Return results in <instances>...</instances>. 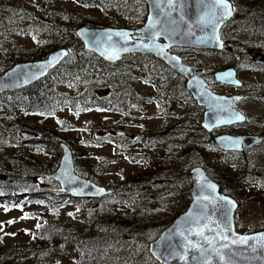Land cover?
<instances>
[{
	"label": "rangeland",
	"instance_id": "obj_1",
	"mask_svg": "<svg viewBox=\"0 0 264 264\" xmlns=\"http://www.w3.org/2000/svg\"><path fill=\"white\" fill-rule=\"evenodd\" d=\"M95 1L0 0V73L5 71L3 69L5 66L11 67L12 60L18 56L29 60L41 59L42 55L53 47L69 48L76 41L66 34L48 35L47 32L39 34L40 22L53 25L70 23L69 13L76 11L96 27L136 29L143 24L133 4L130 9L121 11V1H114L112 4L110 1L107 2L110 6H100L95 4ZM235 1L243 7L249 0ZM221 34L228 43L223 52L183 48L171 50L182 56L185 61L196 64L214 91L247 95L246 99L236 105L246 115L245 122L215 128L214 134L230 132L263 136L264 33L255 32L246 22L231 21L223 25ZM243 45L255 48L254 51L257 53L252 55L242 53L240 49ZM126 57L131 58L134 55ZM259 58H263V61H259ZM77 61L78 57L70 54L68 60L64 59L60 67L71 68ZM230 66L236 68L237 75L243 82L239 88L214 80L213 72ZM118 68L120 71H126L123 65ZM127 69L131 75L132 87L140 99L127 114L120 115L101 110L71 111L67 107L55 109L50 115L21 111L13 113L0 104V164L9 160L12 171H15L14 158L23 154L51 167L54 159L50 149L39 142L29 143L27 142L29 138L22 136L25 132L34 133V137H37L38 134L30 127L42 125L56 129L58 136L70 143L67 144L73 151L77 173L84 177L90 174L93 176L90 179L101 185L112 189L128 188L127 184L121 185L122 175L139 174L149 163V170L158 168L162 172L161 179L150 186L132 191L124 190L123 195L112 194L101 199L70 200L67 195L54 194L32 197L30 200L27 199L28 190L22 187L16 194L12 193L15 194L13 199L0 195V242L3 245L40 242L35 240L37 232L47 222L85 229L88 226V217L98 213L104 216L106 221L115 216L136 220L138 232L152 237L153 233H157L158 227L162 225L164 228L167 227L185 210L188 203H185L184 193L171 194L168 191L175 183L164 180L167 177L175 180L181 173L171 157L176 148L174 145L183 142L185 136L179 135L160 142L148 140L145 133L160 131L168 123L187 126L193 124L195 120L183 114L192 111L194 106L169 101L165 108L160 107L156 96L158 94L152 83L138 70ZM82 77L84 80L80 79L76 85H57L56 89L65 95H76L86 85L93 86L98 93L109 87V83L102 79L101 75L94 76L84 72ZM117 132H123V135ZM10 135L22 136L23 142L8 144ZM197 147L202 154L201 165L218 180L217 182L223 184L221 187L224 192L238 202L235 213L237 231L245 233L263 230L264 184L253 172L264 168V140L245 153H230L210 144ZM232 164L237 167L234 173L245 170L241 181L234 182L232 173H223L222 169ZM37 180L38 188L42 184H56L51 178L47 179L43 175L38 176ZM175 187L179 189L182 185L177 184ZM184 189L189 187L185 185ZM43 243L45 242L41 244ZM58 243L62 245L63 241L59 240ZM139 244L140 247L147 246L149 250V244L144 242ZM136 248L138 249V246ZM69 251L63 250L62 246L53 251L46 250L45 254L41 255L40 264H75L78 255L69 254ZM136 251H120L109 247L102 249L100 255L107 264H150L147 255L134 258ZM33 261L34 258H30L25 263Z\"/></svg>",
	"mask_w": 264,
	"mask_h": 264
},
{
	"label": "water",
	"instance_id": "obj_2",
	"mask_svg": "<svg viewBox=\"0 0 264 264\" xmlns=\"http://www.w3.org/2000/svg\"><path fill=\"white\" fill-rule=\"evenodd\" d=\"M144 1L147 14L140 27L130 29L83 25L75 30L76 37L86 50L107 63L114 64L128 55H150L172 68L185 79L186 89L203 109L200 126L207 132L245 122L246 115L236 107L243 98L242 94L214 91L195 65L185 62L171 50L177 47L223 50L227 42L221 29L234 16L232 1L226 0L228 10L218 0ZM115 33L128 35L117 36ZM68 53V48L61 46L50 51L45 58L15 63L0 73V94L22 89L42 79L50 70L60 66ZM229 73L230 76L227 75ZM213 77L216 82L233 87L239 88L243 84L236 68L232 66L215 71ZM237 115L243 119H237ZM117 134L123 135V132ZM22 136L33 138L35 134L23 132ZM263 138L258 134L223 133L213 135L211 143L224 151L242 152L244 148L263 141ZM59 145L61 153L58 165L49 174L56 184H42L40 188L43 191L60 192L75 199H98L113 193L112 188L78 174L71 147L63 141ZM3 180L21 185L37 182L35 177L15 173L4 175ZM188 180L190 201L185 210L149 243L151 256L160 264H264V229L245 233L237 231V200L225 193L202 165H196L188 171ZM227 201L235 202V207ZM197 219L200 225L208 224L213 229L211 232L205 229L211 244L193 234L199 230V226L193 223ZM229 221L231 231L226 233L228 239L224 240L216 234L223 233ZM240 237L252 239L244 243L239 240ZM225 244L227 248L223 247Z\"/></svg>",
	"mask_w": 264,
	"mask_h": 264
},
{
	"label": "trees",
	"instance_id": "obj_3",
	"mask_svg": "<svg viewBox=\"0 0 264 264\" xmlns=\"http://www.w3.org/2000/svg\"><path fill=\"white\" fill-rule=\"evenodd\" d=\"M109 1L111 4L114 1H121V11L130 9L133 4L138 10L137 13L140 16L139 20L142 22L145 21L147 4L144 0H96L94 3L100 6H110V4L107 3ZM231 1L234 6V16L228 21L229 23H231V21L246 22L255 32L264 33V0H249L247 5L243 7L237 4L235 0ZM69 17L71 20L70 23L64 22L53 25L40 22L38 25V29L40 30L39 34L47 32L48 35L66 34L72 37L76 41L68 48L69 53L65 59L68 60L70 54H75L78 57V61L71 68L58 66L50 70L42 79L22 89L0 94V104L13 113L21 111L23 113L50 115L55 109L67 107L71 111L101 110L123 115L127 114V112L133 109L140 101L132 87L131 75L127 68L138 70L152 83L158 94L156 96L159 99L160 107L165 108L169 101H178L185 105L194 106L192 111L183 114L184 116H191V118L195 120L193 124L187 126L180 123H168L166 127L162 128L160 131L145 133L148 140H158L160 142L167 141L179 135L185 136L183 142L174 145L176 148L171 157L174 164L181 170L179 177L175 178V180L170 177L163 179L175 183L168 192L171 194L184 193L185 203H189L190 184L188 181V171L196 165H201L202 154L197 145H211L210 139L212 134L200 126L203 109L192 99L185 87V79L172 68L150 55H134V57L131 58L123 57L114 64L104 62L96 54L86 50L75 35V30L79 26H96L92 25L85 16L76 11L69 13ZM55 48L56 47H53L49 51H46L41 58H45L46 55ZM254 50L256 49L247 45H243L240 49L242 53H252ZM25 60L29 59L18 56L12 60L11 64L14 65L17 62ZM120 65L126 67V71H120V68H118ZM3 69L7 70L8 68L5 66ZM83 71L94 76L101 75L102 79L109 83L108 89L102 93H98L93 86L86 85V87L76 95H65L56 89L57 85L73 86L78 84L80 79L84 80V77H82ZM202 75L204 76L203 73ZM30 129L34 130L38 136L29 138L27 142H39L46 146L50 149L54 161L51 167H48L45 163H41L33 157H28L23 154L18 155L14 158V165L16 166L15 171H12L10 167L11 162L9 160H6V162L4 161L3 164H0V195L8 199H13V196L21 187L28 190L29 197H27V199L30 200L32 197H44L54 194L65 195L60 192L43 191L41 188L37 187V182L21 185L6 183L3 180L4 175L9 173L22 174L35 178L43 175V177L48 179L50 178L49 174L57 167L61 153L59 144L62 141L66 143L69 142L66 139L60 138L56 129L43 127L42 125H32ZM21 137L18 135H10L7 143L20 144L23 142ZM233 165L234 164L224 167L222 171L225 174L232 173L234 182L241 181L243 175H245V170L234 173L237 167ZM149 169L150 163L144 166L139 174L132 176L122 175L121 185L123 186V183L127 184L128 188L121 187L117 189L113 187V193L110 195H123L124 190L132 191L140 187H147L161 179L162 172H160L158 168ZM206 171L213 179L217 180L208 170ZM253 173H255L261 183L264 184V168ZM86 175L89 178L93 177L90 174ZM94 181L96 182V180ZM218 183L223 187L222 183ZM177 184H181L182 187L178 189L175 187ZM185 185L188 186L189 189H184ZM12 193L15 194L12 195ZM68 197L70 200L73 199L70 196ZM103 217L104 216L100 213L88 217V226L85 229H77L74 226H64L56 222H47L37 232L35 240L40 242L13 246H6L0 242V264H40L41 255L45 254L46 250L53 251L59 249V246H62L65 251L70 250L69 254L78 255V257L76 256L75 258V264H107L101 258L100 252L102 249L109 247L128 252L137 250L134 258H141L143 255H147L146 257L150 258V264H159L150 256L151 254L149 253L148 247H140L139 243L144 242L149 244L156 239L162 232L164 225L158 227L157 233H153L152 237H147L146 233L138 232L139 226L136 220L124 219L123 216H115L106 221ZM59 240L63 241L62 245H59ZM43 241L45 243L41 244ZM137 246L138 249L136 248ZM30 258H34V261L25 263V261Z\"/></svg>",
	"mask_w": 264,
	"mask_h": 264
},
{
	"label": "snow or ice",
	"instance_id": "obj_4",
	"mask_svg": "<svg viewBox=\"0 0 264 264\" xmlns=\"http://www.w3.org/2000/svg\"><path fill=\"white\" fill-rule=\"evenodd\" d=\"M218 2L221 3V4L223 5V7H224L226 10L229 9V5L227 4L226 0H218ZM228 14H230V12H229ZM149 26L152 27L153 25L150 23ZM115 35H117V36H125V37H126L128 34H127V33H115ZM145 47H147V45H145ZM110 58H114V57H110ZM227 75L230 76L231 73H229V74H227ZM77 115H78V113H77ZM236 118H237V119H243V117H242V116H239V115H237ZM209 187H213V188H214L213 185H209ZM227 203H228L229 205H231L232 207H235V202H233V201H227ZM69 215H72V214L69 213ZM189 215H191V214H189ZM10 223H11V222H10ZM193 223L199 226V230L194 231L193 234H195V235H197V236H201V237H203L206 241H208V242L211 244L212 241L209 240L208 237L205 235V229H207L209 232L213 231V229L210 228L208 224L200 225V221H199V219L193 221ZM37 227H40V225H37ZM229 231H231V228H230V221H229V223H228L227 225H225V229H224L223 233H217L216 235H217V236H220V237H221L222 239H224V240H227V239H228V235H227L226 233L229 232ZM249 239H252V238H250V237H240V238H239V240H240L241 242H244V243H246ZM235 242H236V241H233V243H235ZM223 247H224V248H227L228 245L225 244V245H223ZM253 250L255 251V249H253ZM221 259H223L222 256H221Z\"/></svg>",
	"mask_w": 264,
	"mask_h": 264
},
{
	"label": "flooded vegetation",
	"instance_id": "obj_5",
	"mask_svg": "<svg viewBox=\"0 0 264 264\" xmlns=\"http://www.w3.org/2000/svg\"><path fill=\"white\" fill-rule=\"evenodd\" d=\"M227 46V45H226ZM225 46V47H226ZM177 48H183V49H186V50H193L192 48H185V47H177ZM174 49V48H173ZM225 49V48H224ZM223 49V50H224ZM196 50V49H195ZM223 50H221V51H223ZM198 51H212V50H198ZM221 51H218V52H221ZM257 53V51H253L252 53H251V55L252 54H256ZM246 54H249V53H246ZM182 57V56H181ZM183 58V57H182ZM183 60L185 61V59L183 58ZM259 61H263V58H259ZM185 62H187V61H185ZM187 63H189V62H187ZM190 64H192V63H190ZM193 65H195V67H196V69L197 70H199L198 68H197V65L196 64H193ZM200 71V70H199ZM201 72V71H200ZM202 74V73H201ZM212 74H214V72L212 73ZM262 97H264L263 96V94H264V90H262ZM246 97H247V95H243V98L239 101V102H241V101H243L244 99H246ZM238 102V103H239ZM240 124V123H239ZM216 130V129H215ZM226 133H230V132H226ZM212 134V136L213 135H215L213 132L211 133ZM220 134H223V133H220ZM231 134H233V133H231ZM237 134H245V133H237ZM218 135V134H217ZM212 136H211V138H212ZM263 137H264V135H263ZM263 140H264V138H263ZM210 142H211V139H210ZM262 142V141H261ZM261 142H259V143H261ZM258 143V144H259ZM211 145H214V144H211ZM255 145H257V144H255ZM254 146V145H253ZM253 146H251V147H253ZM217 147V146H216ZM251 147H249V148H251ZM249 148H244V150L242 151V152H237V151H228V152H230V153H245ZM224 151V150H223ZM189 181V180H188ZM189 184H190V182H189Z\"/></svg>",
	"mask_w": 264,
	"mask_h": 264
}]
</instances>
